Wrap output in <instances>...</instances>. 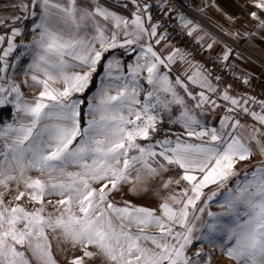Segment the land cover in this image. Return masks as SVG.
Instances as JSON below:
<instances>
[{
	"label": "snow or ice",
	"instance_id": "1",
	"mask_svg": "<svg viewBox=\"0 0 264 264\" xmlns=\"http://www.w3.org/2000/svg\"><path fill=\"white\" fill-rule=\"evenodd\" d=\"M131 3L135 10L129 18L99 0L90 6L78 0H21L22 13L41 9L36 34L25 46L32 54L31 80L40 90L29 102L5 76V58L21 34L13 27L0 55V106H14L13 121L0 126V264H57L54 240L81 253L68 264L97 257L104 264H211L203 244L192 251L196 242L219 248L234 264H264V159L230 186L240 164L256 154L264 158V101L237 98L227 89L218 92L207 70L186 60L179 49L167 55L157 51L153 39L161 45L167 37L151 23L150 5ZM254 7L264 13V0H254ZM251 16L264 28V18L255 11ZM27 18L14 15L12 20ZM180 19L184 27L192 25ZM115 49L135 53L127 73L118 58H108L96 93L77 96L89 90L105 54ZM229 54L225 51L223 60ZM177 57L188 69L183 78L173 79ZM206 93L226 102L219 127L200 118L209 108L221 107ZM250 103H259L261 111L249 108ZM164 114L183 132L153 142ZM240 114L256 123H243ZM173 169L178 177L161 187L177 188L158 209L114 201L124 185H131L132 192L142 190L146 179ZM12 185L16 203L10 206L4 195ZM25 197L38 206L30 211L20 203ZM213 201L219 212L208 210ZM218 237L223 243L217 244Z\"/></svg>",
	"mask_w": 264,
	"mask_h": 264
},
{
	"label": "crops",
	"instance_id": "2",
	"mask_svg": "<svg viewBox=\"0 0 264 264\" xmlns=\"http://www.w3.org/2000/svg\"><path fill=\"white\" fill-rule=\"evenodd\" d=\"M21 0H0V19H4L5 23L0 24V35L5 36V40L0 42V55L3 54V50L7 48V37L11 35V29L17 27L21 29V34L13 38V43L17 45L13 49V52L9 54L5 59L8 62V67L6 68L5 76L11 79L16 84L20 86V91L23 93L24 98L32 102L34 97L38 94L40 86L33 83L31 80V71L29 65L32 62L31 51L26 48L33 40L36 34L34 25L39 23V13L41 9L36 7L33 9L29 7L28 13H22L19 10V4ZM24 3H28V0H23ZM59 3H66V0H56ZM100 3L110 8V10L117 12L120 15L126 17L131 16V12L124 4L117 0H99ZM154 2L159 7H163L165 2L162 0H154ZM184 7L190 8L193 12L191 17H183L186 20L192 21V25L188 28L184 27L182 20L178 17L179 27L183 29L186 33L189 32V28L195 25V31L192 32L191 36L199 44H201L207 53L218 60H220L227 67L232 69L234 73L242 78L243 80L250 82L257 86L258 89L264 91V28L258 27L259 21L254 20L251 16L252 12H257V15L264 18V13L254 7V0H181ZM78 3L82 6H90L91 0H78ZM14 5L16 7H14ZM35 10L37 16H31L30 13ZM162 11V10H161ZM14 15H27L28 18L23 20V22L13 23L12 17ZM146 23L148 21L146 20ZM87 31H91L88 29ZM158 33H164L158 28ZM123 37L121 36V39ZM155 49L161 51L164 55H167L169 51L176 49V47L168 40L162 41L161 45H155V40L152 41ZM211 44L212 47L209 48L208 45ZM230 50L229 59L227 61L223 60V54L225 51ZM108 54V58L116 57L121 61V65L124 69L125 74L127 73V65L133 63L135 60V53L127 55L124 49L111 50ZM19 57V59H17ZM105 60V63L107 62ZM195 65L202 66L207 70L210 75L211 83L213 86L217 87L218 92H223L228 90L230 95L237 98L248 97L247 95H240L231 86H228L217 80L208 70L207 66L202 61H192ZM14 65V66H13ZM3 63H0V67H3ZM188 69L187 63H181L179 57H177V62L172 65L171 77L173 79L176 76H181L183 78L184 71ZM104 79L103 71L98 79V83L94 91L89 95L93 96L99 88L101 81ZM57 87H62L61 85H56ZM190 89L193 91H199L197 88L189 85ZM211 96L212 99L216 100L221 107L212 110L208 109L204 112L200 118L207 123L209 126L219 127V119L225 114L226 102L218 99L217 94L206 93ZM77 96L82 94H76ZM11 99V97H9ZM190 104H194L195 101H189ZM174 106V113L178 114ZM249 108L260 112V107H253L250 103ZM199 113V110H197ZM232 115H235L233 113ZM14 118V106L12 104H7L0 106V126L5 123H11ZM239 118L243 123L254 124L255 121L252 120L250 115L240 114ZM160 131L154 135L153 142L158 139H163L165 135H170L171 138L175 139L174 134H180L183 129L178 124L169 123V116L167 114L163 115L162 122L158 123ZM141 143H145L141 141ZM262 158L259 154L253 156L250 161L240 164L237 171L243 168V172L240 173L239 177H235L230 182V186L235 183L237 178H243L244 171L250 170L254 165L259 164ZM169 177L177 178L178 170L173 169L167 173H161L152 179H146L142 190L135 192L129 191L131 185H124L120 192L115 194V199L124 203L127 200H140L145 198L148 200H153L158 196V198L164 194L163 191L166 190L161 187L164 180ZM159 183V184H158ZM183 186V182L182 185ZM177 186L175 185V189ZM206 189L205 191H209ZM3 191V189H0ZM158 192V195L155 193ZM8 193H5L6 196ZM6 203L11 204L12 200H6ZM211 208L213 212H219L220 209L217 207V202H211Z\"/></svg>",
	"mask_w": 264,
	"mask_h": 264
},
{
	"label": "built area",
	"instance_id": "3",
	"mask_svg": "<svg viewBox=\"0 0 264 264\" xmlns=\"http://www.w3.org/2000/svg\"><path fill=\"white\" fill-rule=\"evenodd\" d=\"M117 1L122 4L127 3L130 12L135 10V5L131 3V0ZM140 3L141 5L144 3L150 5L151 23L160 25L159 29L176 49H179L180 53L185 54L186 60L204 62L213 76L219 77L221 82L231 86L238 94L253 97L257 102L264 101V91L250 82L245 83V80L238 77L220 60L211 57L201 44L179 27L178 17H191L193 12L190 8L180 5L178 0H167V4L163 7L157 6L154 0H140ZM251 104L253 107H260L259 103Z\"/></svg>",
	"mask_w": 264,
	"mask_h": 264
},
{
	"label": "rangeland",
	"instance_id": "4",
	"mask_svg": "<svg viewBox=\"0 0 264 264\" xmlns=\"http://www.w3.org/2000/svg\"><path fill=\"white\" fill-rule=\"evenodd\" d=\"M178 1H179L180 5L184 6L182 4L181 0H178ZM162 2H165V4H167V0H162ZM100 85H101V83H100ZM100 85H99V87H100ZM89 118L90 117L85 116V120L89 119ZM239 167H241V166H239ZM238 172L240 175V173L243 172V168H240L238 170ZM32 175H36V173H32ZM174 189H175V185H171L168 189L163 191L164 194H162L159 198L157 196L153 200H148L149 202L145 201L146 199L144 197L141 198L140 200H127V201L130 202L132 205H135V206H143V207L158 209V205H159L160 201L165 196H167L169 192L173 191ZM15 194H16V186L12 185V191L9 192V194H7L6 196H4L5 201L6 200H12L11 204H15L16 201L13 199V196ZM155 194L158 195V192H156ZM115 198L116 197L114 196L113 199L118 205H120V206L124 205V203L120 202L119 200H117ZM48 199H51L54 202L57 199V197H49ZM20 203H22L30 211L34 210V208L38 206V205L31 204L27 200L26 197L22 201H20ZM11 204H10V206H11ZM210 205H211V203H210ZM208 210H210V211L212 210L211 206H209ZM48 211H50V212L53 211L51 205L48 207ZM152 231H155V229H152ZM52 243H53V254H54V258L57 261V264H68V262L72 258L73 254L74 255H80L81 254L78 250L71 249V247L69 245H66L63 243H58L55 240ZM220 243H223L222 237L217 238V244H220ZM201 244H203L204 252L211 255V264H234V262L229 261L228 258L223 255V252L219 248H213V247L207 245L206 242H196L192 251H195L198 247L201 246ZM205 259H207V258H205ZM32 264H36V261L33 260ZM85 264H104V262H103L102 258H100V257H97V258H94L91 260H88L86 258ZM202 264H203V262H202Z\"/></svg>",
	"mask_w": 264,
	"mask_h": 264
},
{
	"label": "trees",
	"instance_id": "5",
	"mask_svg": "<svg viewBox=\"0 0 264 264\" xmlns=\"http://www.w3.org/2000/svg\"><path fill=\"white\" fill-rule=\"evenodd\" d=\"M105 56H106V58H105V60H106L107 57H108V54H105ZM105 60L101 62V65L98 68V74H94V76H93V83L90 86L89 90L86 93L82 94L84 97H89V95L96 88L97 83H98V79H99V77H100V75H101V73L103 71V64L105 63ZM86 103H87V101H86ZM86 103L84 105H82V109H84L85 111H86ZM84 119H85V117H84Z\"/></svg>",
	"mask_w": 264,
	"mask_h": 264
}]
</instances>
